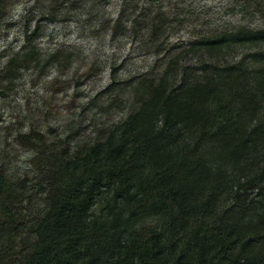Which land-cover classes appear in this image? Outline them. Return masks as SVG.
I'll use <instances>...</instances> for the list:
<instances>
[{
    "label": "trees",
    "instance_id": "1",
    "mask_svg": "<svg viewBox=\"0 0 264 264\" xmlns=\"http://www.w3.org/2000/svg\"><path fill=\"white\" fill-rule=\"evenodd\" d=\"M125 1L120 34L145 9L124 18ZM12 2L0 0V27ZM166 23L145 28L155 46L146 69L120 78L112 67L74 111L70 134L52 140L51 124L27 116L7 125L6 146L32 155L22 175L0 162V264H264V24L165 47ZM37 27L4 56L2 102L26 70L60 74L72 60L71 47L41 55ZM92 109L122 115L84 137Z\"/></svg>",
    "mask_w": 264,
    "mask_h": 264
},
{
    "label": "rangeland",
    "instance_id": "2",
    "mask_svg": "<svg viewBox=\"0 0 264 264\" xmlns=\"http://www.w3.org/2000/svg\"><path fill=\"white\" fill-rule=\"evenodd\" d=\"M50 1L52 5L60 4L67 10L48 12ZM236 1L155 0L144 5L143 0H126L124 18L133 5L139 4L145 9L144 14L137 17L139 25L132 27L128 20L126 23L131 28L120 34L122 22L116 24L114 19L122 0H13L9 17L0 27V65L7 53L23 43L24 29L36 25L35 44L41 55L71 47L73 57L60 74L52 72L45 77L47 65L45 70H26L22 80L18 81L17 91L10 92L12 102L0 101V162H5L9 171L16 175L29 169L31 152L20 149L13 142L6 146L10 138L7 125L13 117L20 116L22 120L27 116L25 121L38 122L42 130L51 124L53 133L48 135L52 140L57 132L70 134L68 125L74 111L95 93L100 84L109 81L112 67H116L115 74L120 78L145 70L155 48L144 35L149 20L167 19L166 28H161L158 33L159 38L166 40L165 47L172 43L185 44L195 33L207 32L211 28L264 24V1ZM138 12L141 11L138 9ZM173 18L175 22L171 21ZM115 25L116 31L111 38ZM93 111L95 109L89 111L90 117ZM121 115V111L112 110L103 116L96 114L93 119H87L84 137L92 134L95 122H111Z\"/></svg>",
    "mask_w": 264,
    "mask_h": 264
}]
</instances>
